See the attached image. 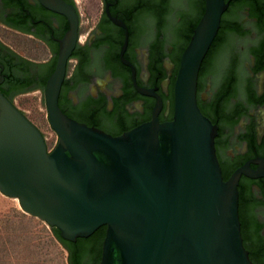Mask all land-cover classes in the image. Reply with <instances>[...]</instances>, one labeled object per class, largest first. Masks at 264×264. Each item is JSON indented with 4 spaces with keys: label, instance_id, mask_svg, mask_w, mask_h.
I'll return each mask as SVG.
<instances>
[{
    "label": "water",
    "instance_id": "water-1",
    "mask_svg": "<svg viewBox=\"0 0 264 264\" xmlns=\"http://www.w3.org/2000/svg\"><path fill=\"white\" fill-rule=\"evenodd\" d=\"M101 1L79 45L74 0H0L52 54L0 42V193L68 264H264V0Z\"/></svg>",
    "mask_w": 264,
    "mask_h": 264
},
{
    "label": "rangeland",
    "instance_id": "rangeland-1",
    "mask_svg": "<svg viewBox=\"0 0 264 264\" xmlns=\"http://www.w3.org/2000/svg\"><path fill=\"white\" fill-rule=\"evenodd\" d=\"M76 2L83 14L81 21L87 32L101 13V1L76 0ZM0 37L7 38L6 42L9 41L12 48L18 46V39L13 33H5L0 29ZM40 100L41 93L36 91L16 97L13 103L18 110L25 112L26 117L39 132L46 135L44 142L47 150L51 151L58 137L48 123L46 108L41 106ZM0 264H68L67 251L54 237L50 227L25 214L17 200L6 198L1 193Z\"/></svg>",
    "mask_w": 264,
    "mask_h": 264
},
{
    "label": "flooded vegetation",
    "instance_id": "flooded-vegetation-1",
    "mask_svg": "<svg viewBox=\"0 0 264 264\" xmlns=\"http://www.w3.org/2000/svg\"><path fill=\"white\" fill-rule=\"evenodd\" d=\"M74 3L76 5V8H77V11H78V14H79V19H80L79 20V26H78V33H79L78 44L79 45H84L89 33L95 28V26L99 22V20H100V18L102 16V9H101V13H100L98 19L96 21H94V24L92 25V28L89 29L87 32H85V27H83V23L81 21L83 14L81 13V11H79L78 6H77L78 4H77L76 0H74ZM101 4H102V1H101ZM0 27L4 28L6 31H10V32L14 33L17 36V38L19 40L18 46L17 47L15 46V48L17 50L12 48V46H9V45L5 44L0 39V42L4 46H6L10 50H12L14 53H16L20 57H22V58H24V59H26V60H28L30 62H33V63H47L48 61H50V59L52 57V54H51L48 46L43 41H41V40H39V39H37V38H35L33 36H30V35L15 31V30H13V29H11V28H9L7 26H4L2 24H0ZM82 34H83V36H82ZM76 64H77V60L76 59L70 58L68 60L66 71H65V79H68L72 75ZM36 91L41 93V90H33V91H30V92H26V93L15 95L13 100L16 97L20 96V95L28 94V93L36 92Z\"/></svg>",
    "mask_w": 264,
    "mask_h": 264
},
{
    "label": "crops",
    "instance_id": "crops-1",
    "mask_svg": "<svg viewBox=\"0 0 264 264\" xmlns=\"http://www.w3.org/2000/svg\"><path fill=\"white\" fill-rule=\"evenodd\" d=\"M0 29H1V30H4L5 33H7V32H8V33H12V32H10V31H6V30H5L4 28H2V27H0ZM13 34H14V33H13ZM14 35H15V34H14ZM15 37L17 38L16 35H15ZM0 39H1V37H0ZM17 39H18V38H17ZM1 40H2V42H4L5 44H7V43L9 42V41L6 42V41H7V38H5V37H4V39L2 38ZM3 40H5V41H3ZM18 42H19V40L17 41V43H18ZM7 45L11 46L9 43H8ZM16 47H17V46H16ZM14 49L17 50L16 48H14Z\"/></svg>",
    "mask_w": 264,
    "mask_h": 264
}]
</instances>
